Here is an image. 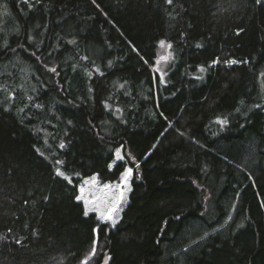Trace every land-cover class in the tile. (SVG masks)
<instances>
[{"label":"trees","instance_id":"obj_1","mask_svg":"<svg viewBox=\"0 0 264 264\" xmlns=\"http://www.w3.org/2000/svg\"><path fill=\"white\" fill-rule=\"evenodd\" d=\"M129 168L115 225L85 216ZM95 244L88 264H264V0H0V264Z\"/></svg>","mask_w":264,"mask_h":264},{"label":"rangeland","instance_id":"obj_2","mask_svg":"<svg viewBox=\"0 0 264 264\" xmlns=\"http://www.w3.org/2000/svg\"><path fill=\"white\" fill-rule=\"evenodd\" d=\"M168 45H169V43H167V42H165L163 47L160 45L158 66L161 70H165L167 63H168L170 56H171V49L168 47ZM162 57H167V59L166 60L161 59ZM131 175H132V173H131ZM131 175L128 177L124 176L122 181L116 185L114 192H112L111 195L108 196V198H109L108 202H101V201L98 202V200L96 199V196L107 195L108 194L107 192H109V191H107L106 189H103V188L93 189V191L90 194L89 193H85V194L83 193L82 194L83 199L85 201L90 202L87 205V208L89 209V211H97L99 219L101 221H106V220L101 219L100 213L101 212L106 213L107 208L110 207L113 203H115V201L117 199H119L121 192H123L124 198L119 203L118 213L114 214L115 219H118L120 212H121L122 208L124 207V205L126 204V201H127L128 195H129ZM96 209H98V210H96ZM94 248H95V254L93 255L91 252L90 256L85 260V261H87V264L97 254L96 244H95ZM106 260H107V264H108L109 260H110V256L106 255V257L104 258V262L102 264H105Z\"/></svg>","mask_w":264,"mask_h":264},{"label":"snow or ice","instance_id":"obj_3","mask_svg":"<svg viewBox=\"0 0 264 264\" xmlns=\"http://www.w3.org/2000/svg\"><path fill=\"white\" fill-rule=\"evenodd\" d=\"M171 2H172V0H168V3H171ZM160 43H161V46H162V47H163L164 44H165L164 41H161ZM168 47L170 48L171 45H168ZM161 59H165V60H166L167 57H162ZM232 63H235V61H232ZM203 70H204V69L201 68V71H203ZM52 71H55V69H52ZM221 123H225V121H221ZM61 147H63V145H61ZM117 156H118V158H120V159L123 158V157H121V156L119 155V153H117ZM56 173H57L58 176H65V173H64L63 171H61L59 168L56 170ZM131 173H132V169L129 168V169H127L126 172L124 173V176H125V177H128V176L131 175ZM83 192H84V189L81 188V193H83ZM123 198H124V195H123V192H121V195H120L119 199H117V200L115 201V203H113L110 207L107 208L106 213H105V212H101V213H100L101 219H102V220H106V221H111L112 224L115 225V223H116V219H115L114 214H117V213H118L119 203H120L121 200H123ZM80 199H83V196H82V195L77 197V200H80ZM88 203H90V202L85 201V204H86V210H85V212H84V215H85V216L88 215V211H89V209L87 208ZM96 210H98V209H96ZM92 254H93V255L95 254V248H93V250H92ZM84 264H87V261H85ZM105 264H107V260L105 261Z\"/></svg>","mask_w":264,"mask_h":264},{"label":"bare ground","instance_id":"obj_4","mask_svg":"<svg viewBox=\"0 0 264 264\" xmlns=\"http://www.w3.org/2000/svg\"><path fill=\"white\" fill-rule=\"evenodd\" d=\"M207 247V246H206Z\"/></svg>","mask_w":264,"mask_h":264}]
</instances>
